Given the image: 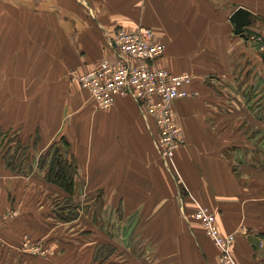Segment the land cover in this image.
Returning a JSON list of instances; mask_svg holds the SVG:
<instances>
[{"label":"crops","instance_id":"0c3cea01","mask_svg":"<svg viewBox=\"0 0 264 264\" xmlns=\"http://www.w3.org/2000/svg\"><path fill=\"white\" fill-rule=\"evenodd\" d=\"M237 8L251 14L244 38L229 21ZM138 28L165 47L158 67L191 77V96L172 103L182 143L170 170L130 96L97 110L76 82L114 60L118 31ZM0 131L36 157L63 137L83 201L76 220H57L64 191L31 158V170L11 171L0 150V251L11 249L0 263L89 264L110 245L122 264H218L202 226L184 218L205 206L234 235V264H264V0H0ZM123 229L141 234L138 258ZM25 235L44 258L21 253Z\"/></svg>","mask_w":264,"mask_h":264},{"label":"built area","instance_id":"2783aa9c","mask_svg":"<svg viewBox=\"0 0 264 264\" xmlns=\"http://www.w3.org/2000/svg\"><path fill=\"white\" fill-rule=\"evenodd\" d=\"M109 45L114 51V60H101L94 69L77 77L76 82L88 92L97 110L111 108L116 97L130 96L143 117L154 122L158 131L154 145L166 170H170L173 155L182 143L181 128L175 121L172 103L191 96L186 88L191 77L158 67L157 61L162 58L165 47L153 40L149 28L118 31ZM184 218L202 225L206 236L218 249V264H233V236L220 235L212 213L197 207ZM33 251L42 253L39 247Z\"/></svg>","mask_w":264,"mask_h":264},{"label":"trees","instance_id":"16d2710c","mask_svg":"<svg viewBox=\"0 0 264 264\" xmlns=\"http://www.w3.org/2000/svg\"><path fill=\"white\" fill-rule=\"evenodd\" d=\"M8 133H2L0 131V145L5 144L6 150L3 152V160L8 169L15 172H20L22 164L20 160L23 154L28 156L30 146L28 144H22L19 140L14 143L13 152L11 153V147L8 145L12 142L9 138L6 139ZM64 148V150H63ZM68 148L67 141L61 137L60 140L53 144L44 154L40 156L36 166L38 170H43L45 166V180L64 191L67 197L58 200L63 203L62 206L55 205L53 209L54 216L57 220L63 222H72L76 220L80 213V205L74 201L75 187H76V167L72 162V159H68L66 149ZM1 149V147H0ZM16 151H19L18 153ZM23 151V154L22 152ZM22 154V156H21ZM71 158V157H69ZM31 170V167L28 169ZM107 248L109 254L115 252V248L110 245H103L98 249Z\"/></svg>","mask_w":264,"mask_h":264},{"label":"rangeland","instance_id":"374dc122","mask_svg":"<svg viewBox=\"0 0 264 264\" xmlns=\"http://www.w3.org/2000/svg\"><path fill=\"white\" fill-rule=\"evenodd\" d=\"M249 133H251L250 131H248ZM10 139L13 143L15 142L16 143V138H17V136H15L14 135V133H10V134H8V136H7V138L6 139ZM12 142H11V144H12ZM22 143V142H21ZM22 144H25V143H22ZM15 145V144H14ZM14 145L11 147V153L13 152V147H14ZM251 146H254V144H251ZM250 146V147H251ZM0 147H1V151L2 152H5V150H6V147H5V144H1L0 145ZM63 150H64V148H63ZM17 153L19 152V151H16ZM22 152V154H23V151H21ZM46 152V151H45ZM45 152H43L42 154H44ZM22 154H21V156H22ZM42 154H40L38 157H36L35 155H33L32 154V156H30L29 154H28V156L26 157V155H27V153H26V155L25 154H23V156L21 157V159H18V160H20L21 161V163H23L22 164V166L23 167H21V169L22 170H25V169H28V168H26V166H24V164H28L29 162H27V161H29L30 160V158H31V160L34 162V161H37L38 162V160L40 159V156L42 155ZM174 156V155H173ZM255 156H256V158H258V156H257V154H255ZM66 158H68V159H71V158H69V156H67ZM260 159H261V162L260 163H263L264 164V152H262V154L260 155ZM37 162H36V164H37ZM73 162V161H72ZM74 164V163H73ZM46 167L47 166H45L44 167V169L42 170V171H44L45 172V170H46ZM79 186H80V184H77L76 185V187H75V195L77 196V191H78V189H79ZM74 195V196H75ZM75 196V197H76ZM74 197V201L76 202V203H79V205H80V211H81V208H82V203H83V201L82 200H77L76 198ZM90 199V198H89ZM93 199H94V197H93ZM85 202H89V200H85ZM96 205H97V207L96 208H94V212L96 213V211H97V214L99 213V212H101V200L100 199H98V198H96L95 197V202H94ZM59 204V206H62V204L63 203H61V202H59L57 199H54L53 201H52V207H53V209H54V207H55V205H58ZM198 207H204V208H206L208 211H209V209L207 208V207H205V206H198ZM210 212V211H209ZM211 213V212H210ZM96 214V215H97ZM15 216V214L13 213V212H9L6 216H5V219H10V218H13ZM215 217V216H214ZM91 218H95L94 216L92 217L91 216ZM108 217H105V220L104 219H102V222H105V224L107 223V219ZM104 220V221H103ZM197 222V223H199L198 221H196V220H193V222ZM215 221H216V218H215ZM101 222V223H102ZM103 224V226L105 225L104 223H102ZM109 224V223H108ZM200 224V223H199ZM217 224V223H216ZM201 225V224H200ZM102 226V225H101ZM202 226V225H201ZM130 227V226H129ZM203 228V227H202ZM219 230V229H218ZM107 231H109L108 229H107ZM106 231V232H107ZM220 232V231H219ZM107 234H108V232H107ZM119 234H122L123 235V237H124V239L125 240H121V241H123V242H127V247H128V251H129V254L131 253L135 258H138L140 255L139 254H142V251L141 250H144V251H146L145 249H143V248H141L140 247V244H141V242H142V236H141V234L140 233H134L135 234V236L133 235V233H132V231H125V229H123V231L122 232H120L119 230H118V235ZM220 235L221 236H223L221 233H220ZM227 235H232L233 236V239H234V235L233 234H227ZM127 236V237H126ZM38 242V241H37ZM42 242V241H41ZM212 243V242H211ZM35 247H39L40 248V251L42 252L41 254H36L34 251H33V249L35 248ZM20 251H21V253H24V254H29V255H32L33 257H37V258H44L45 256H46V254H47V252H46V250H48L47 248H46V246L43 244V243H40V241H39V243H36V242H32L31 240H30V238L28 237V236H24L23 237V241H22V243H21V247H20V249H19ZM10 251H11V249L9 250H7V252H5V255H4V251H0V257H2V256H5V258L6 259H8V253H10ZM49 251V250H48ZM143 251V252H144ZM121 252V253H120ZM109 254V250L107 249V248H104V249H98V247H96L95 249H94V252H93V260H92V262L91 263H89V264H115V263H117V262H115V261H117L118 260V264H122V260H124V258H125V256H123V251H119V252H117L116 250H115V252L114 253H110V255L108 256L109 258H107V256L106 255H108ZM130 254V255H131ZM121 256V257H120ZM130 261H133L131 258L129 259ZM112 262H114V263H112ZM0 264H2V263H0ZM7 264H15V263H13V261H12V258H11V261L9 262V263H7ZM24 264V263H23ZM234 264V263H233Z\"/></svg>","mask_w":264,"mask_h":264},{"label":"water","instance_id":"95a60500","mask_svg":"<svg viewBox=\"0 0 264 264\" xmlns=\"http://www.w3.org/2000/svg\"><path fill=\"white\" fill-rule=\"evenodd\" d=\"M251 14L244 8H237L229 17V21L233 26V34L244 38V28L250 25Z\"/></svg>","mask_w":264,"mask_h":264}]
</instances>
